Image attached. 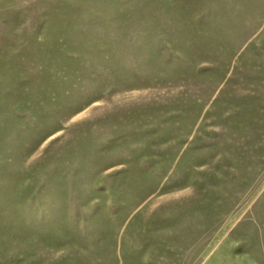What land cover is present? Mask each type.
Listing matches in <instances>:
<instances>
[{"label": "rangeland", "instance_id": "rangeland-1", "mask_svg": "<svg viewBox=\"0 0 264 264\" xmlns=\"http://www.w3.org/2000/svg\"><path fill=\"white\" fill-rule=\"evenodd\" d=\"M15 213L35 219L0 230V264L32 238L96 243L97 264H264V0H0Z\"/></svg>", "mask_w": 264, "mask_h": 264}, {"label": "crops", "instance_id": "crops-1", "mask_svg": "<svg viewBox=\"0 0 264 264\" xmlns=\"http://www.w3.org/2000/svg\"><path fill=\"white\" fill-rule=\"evenodd\" d=\"M15 214L17 217H0V230L29 226L32 223L25 221L35 219L33 217H20L19 214L21 213ZM31 240L26 243L25 261L5 262V264H97L103 260H113V255L110 254L111 257L109 258V255L105 254L109 250L101 249L103 246L96 243L66 244L59 240V242L52 244L49 242L50 239H43L42 242H35L33 238ZM109 246L111 247L110 253H113V245H107L106 247Z\"/></svg>", "mask_w": 264, "mask_h": 264}]
</instances>
